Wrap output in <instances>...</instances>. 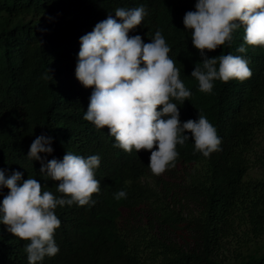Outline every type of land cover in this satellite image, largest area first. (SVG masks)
Instances as JSON below:
<instances>
[{
	"label": "trees",
	"instance_id": "16d2710c",
	"mask_svg": "<svg viewBox=\"0 0 264 264\" xmlns=\"http://www.w3.org/2000/svg\"><path fill=\"white\" fill-rule=\"evenodd\" d=\"M196 2L0 0V169L6 178L20 171L61 196L58 182L27 155L37 136L53 138V153H41L49 160L67 151L101 158L95 204L57 207L60 251L38 264H264V175L250 174L264 169V47L245 44L243 26L235 30L230 46L208 55L245 56L253 75L216 80L211 93L201 92L191 76L201 57L183 23ZM141 5L148 14L129 35L148 43L161 31L192 93L184 104L172 101L181 121L201 113L222 140L221 150L205 157L190 137L177 146L175 167L159 176L148 167L149 151L114 147L107 128L84 119L93 88L75 75L80 38L116 8ZM242 44L246 53L237 52ZM120 190L127 197L117 200ZM8 192L0 191V203ZM27 243L0 223V264H29Z\"/></svg>",
	"mask_w": 264,
	"mask_h": 264
},
{
	"label": "clouds",
	"instance_id": "9594fccd",
	"mask_svg": "<svg viewBox=\"0 0 264 264\" xmlns=\"http://www.w3.org/2000/svg\"><path fill=\"white\" fill-rule=\"evenodd\" d=\"M114 14L109 13L80 38L75 75L84 87L93 88L84 119L98 129L107 128L115 138L114 147L128 153L133 149L149 151L148 167L157 176L175 167L180 155L177 146L190 137L195 151L205 157L221 150L222 140L206 116L199 113L198 119L181 121L180 108L172 101L184 104L192 93L180 79V69L170 58L171 48L161 31L157 30L148 43L141 35H129L143 23L146 8L119 7ZM183 23L201 57L202 63L191 72L201 92L211 93L216 80L227 83L251 78L253 72L245 56L229 53L210 57L208 52L230 46L233 33L241 26L245 44L264 47V0H197L195 11H187ZM237 52L246 53L247 49L242 44ZM158 106L162 108L158 110ZM52 143L51 136L41 134L27 155L41 162V174L58 182L61 196L44 190L38 179H23L20 171L6 178L0 169V191L9 189L0 203V223L28 241L25 251L29 264H38L60 251L55 240L62 223L57 207L95 204L92 196L100 192L101 182L95 175L100 156L85 158L67 151L63 159L49 160L41 153H53ZM114 196L119 200L127 193L120 190Z\"/></svg>",
	"mask_w": 264,
	"mask_h": 264
},
{
	"label": "rangeland",
	"instance_id": "374dc122",
	"mask_svg": "<svg viewBox=\"0 0 264 264\" xmlns=\"http://www.w3.org/2000/svg\"><path fill=\"white\" fill-rule=\"evenodd\" d=\"M250 174H251L252 176H261V174L264 175V169H261V170L259 171V170H258V167H255V168H253L252 170H250ZM230 254H231V253H229V252L226 251V253H223V254H221L220 256H221V258H228V256H230Z\"/></svg>",
	"mask_w": 264,
	"mask_h": 264
}]
</instances>
